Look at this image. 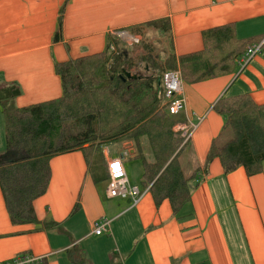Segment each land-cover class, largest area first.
<instances>
[{"label": "crops", "instance_id": "0c3cea01", "mask_svg": "<svg viewBox=\"0 0 264 264\" xmlns=\"http://www.w3.org/2000/svg\"><path fill=\"white\" fill-rule=\"evenodd\" d=\"M160 18L168 20L166 34L176 55L199 50L201 31L214 26L230 24L235 37L250 38V44L264 39V0H0V88H18L12 98L16 107L55 98L61 92L55 61L100 52L108 36L122 40L120 33L138 43V33L128 28L139 31L142 23ZM238 68L181 82L180 114L191 131L178 156L183 173L203 169L222 124L212 108L220 96L248 93L264 103V44ZM3 147L0 113V152ZM48 165L46 190L32 201L41 227L12 224L0 193V264L19 253L42 257L47 264H72V249L85 264H264V162L262 171L251 176L242 167L222 175L217 159H211L179 218L167 199L155 206L147 191L135 203L130 196L107 197L106 179L90 174L79 150L54 155ZM102 218L108 220L107 231L91 233ZM45 221L54 224L42 226Z\"/></svg>", "mask_w": 264, "mask_h": 264}, {"label": "trees", "instance_id": "16d2710c", "mask_svg": "<svg viewBox=\"0 0 264 264\" xmlns=\"http://www.w3.org/2000/svg\"><path fill=\"white\" fill-rule=\"evenodd\" d=\"M59 23L58 16L55 40L59 37ZM141 25L168 38L167 19ZM129 31L138 32V26L129 27ZM200 36L201 48L196 51L176 55L167 39L163 58L151 57L149 52L141 55L142 68L148 70L141 78L122 74L123 70L130 72L133 65L127 46L118 37L108 36L100 52L54 62L61 86L55 98L16 107L12 98L19 94L18 88L2 86L0 193L9 221L41 227L32 201L46 190L49 159L79 150L88 166L92 153L97 151L103 163L101 148L109 142L130 143L131 153L124 150V155L140 159L142 190L146 189L155 206L167 199L176 218L184 214L190 191L203 179L211 159H217L222 175L237 167H242L246 176L260 173L264 162V103L254 102L248 93L220 96L215 101L212 108L221 116L222 129H228L230 136L220 145L214 138L211 140L202 171L195 169L188 176L182 171L178 156L187 140L172 127L184 122V118L167 110L162 73L177 69L185 84L230 74L237 70L238 60L251 42L250 38L235 37L230 24L207 28ZM117 152L115 156L122 155ZM50 224L54 223L42 222V226ZM70 253L72 264H85L76 249ZM36 264L47 263L41 257Z\"/></svg>", "mask_w": 264, "mask_h": 264}, {"label": "built area", "instance_id": "2783aa9c", "mask_svg": "<svg viewBox=\"0 0 264 264\" xmlns=\"http://www.w3.org/2000/svg\"><path fill=\"white\" fill-rule=\"evenodd\" d=\"M122 37V34H119ZM120 37V38H121ZM133 42H137V38H132ZM264 39L260 42L249 44L245 48L243 56L239 60L240 66H244L248 60L257 52H259ZM161 84L163 87V95L168 101L167 110L170 114L180 113L184 108V98L181 91V79L177 69L165 71L161 75ZM173 130L180 132V135L184 140H187L190 136V132L187 131L183 122H177L173 125ZM193 129V127H192ZM122 155L107 157L105 161L106 165V186L105 194L107 197H124L130 196L132 202L135 203L138 198L146 191L141 193L136 187L127 186V177L122 163ZM108 229V221L104 218L97 220L93 223L92 232L94 234H100L106 232ZM41 257L31 254L19 253L10 259L6 260L3 264H36Z\"/></svg>", "mask_w": 264, "mask_h": 264}, {"label": "rangeland", "instance_id": "374dc122", "mask_svg": "<svg viewBox=\"0 0 264 264\" xmlns=\"http://www.w3.org/2000/svg\"><path fill=\"white\" fill-rule=\"evenodd\" d=\"M138 36H139V42L138 43H133L130 41V38L132 36L129 37H125L122 35V40H120L126 47V52L128 55V58L131 60V63L133 64L131 66V68L129 69V71L131 72V74L133 73H140V74H147L148 70H144L142 68L143 66V61L140 60V56L141 55H145L146 52H149L151 57H158V58H163L166 53H167V39L166 36H160L159 34H157L154 29H152L151 27H142L140 28V30L137 32ZM126 38V40H125ZM130 42L131 44L127 43ZM58 61H55V63ZM62 62V61H61ZM239 69V68H238ZM222 120V118H221ZM230 136V131L228 129H222V124L220 129L218 130L217 134H215V136L213 137L215 139V143L220 145L222 144L224 141H226ZM123 143H121L120 145H118L115 142H109L107 144L102 145L101 148V153L102 150H108L107 155H109V153H113L116 154L115 152L118 151V147L121 148L120 151L117 152V154H121L124 152V150H127L128 148H130V143L129 142H124V145H122ZM186 145L187 143L184 144V147L182 149V151H184V149H186ZM181 151V153H182ZM189 163V167L192 165L191 163V157L188 158ZM122 163L124 165V169H125V173H126V177H127V186L129 187H136L138 189V191L142 190V163L140 161L139 158H133L130 154H126L122 157ZM89 165H90V169H89ZM88 165V169L90 174H92L94 177L97 174H102L104 176V169L102 168V160L101 157L99 155V153L97 151H94L90 157V162ZM103 169V170H102ZM193 172V171H192ZM190 172V170L185 171L184 173H192ZM189 174V175H190ZM98 177H100V175H97ZM102 177V176H101ZM102 180V179H99ZM102 182L100 181L99 186L102 187ZM106 186V184H105ZM110 198V197H109ZM117 200H123L124 198L122 197H114ZM132 201V198H131ZM108 221V220H107ZM91 233L92 229H91Z\"/></svg>", "mask_w": 264, "mask_h": 264}, {"label": "water", "instance_id": "95a60500", "mask_svg": "<svg viewBox=\"0 0 264 264\" xmlns=\"http://www.w3.org/2000/svg\"><path fill=\"white\" fill-rule=\"evenodd\" d=\"M122 74H123L125 77H129V78H141V77H142L141 74H137V73L130 74V72H128V71H126V70H123V71H122Z\"/></svg>", "mask_w": 264, "mask_h": 264}]
</instances>
